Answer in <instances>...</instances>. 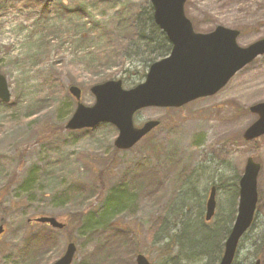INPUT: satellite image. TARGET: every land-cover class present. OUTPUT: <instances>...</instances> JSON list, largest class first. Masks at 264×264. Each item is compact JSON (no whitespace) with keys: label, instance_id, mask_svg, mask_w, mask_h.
Listing matches in <instances>:
<instances>
[{"label":"rangeland","instance_id":"rangeland-1","mask_svg":"<svg viewBox=\"0 0 264 264\" xmlns=\"http://www.w3.org/2000/svg\"><path fill=\"white\" fill-rule=\"evenodd\" d=\"M150 5L149 0H0V71L10 93L8 103L0 102V264H51L70 241L75 246L70 264H135L138 253L151 264H172L178 248L165 236L152 242V229L166 217L168 234L178 233L183 244L196 241L200 227L212 228L236 208L234 182L247 158L260 166L258 201L233 264L256 259L264 264V135L242 138L257 118L248 108L264 101V54L214 95L176 109L136 112L135 126L147 120L159 124L129 149L114 147L118 130L109 123L65 128L77 102L69 86L79 88L78 101L91 106L92 85L120 79L130 88L144 80L148 67L128 48L134 36L124 25ZM184 12L197 32L217 25L239 30L242 47L264 37V0H185ZM211 185L219 188L215 213L206 222ZM119 192L127 197L121 204L113 201ZM39 216L65 227L28 222ZM224 220L231 226L233 221ZM35 249L44 253L32 256ZM199 250L185 251L189 261L182 257L178 264H217L223 242L212 251Z\"/></svg>","mask_w":264,"mask_h":264},{"label":"water","instance_id":"water-1","mask_svg":"<svg viewBox=\"0 0 264 264\" xmlns=\"http://www.w3.org/2000/svg\"><path fill=\"white\" fill-rule=\"evenodd\" d=\"M153 20L171 43L167 56L148 67L145 78L132 88L124 89L121 80H107L90 88L95 97L91 106L77 102L65 128L77 130L93 128L99 123H111L118 134L113 142L117 149H129L158 125L157 120L145 121L140 127L133 125V114L146 107H181L201 97L214 95L229 79L254 58L264 54V37L242 47L236 42L239 31L222 25L211 32H195L185 16V0H149ZM69 92L80 99V89L74 85ZM10 93L5 77L0 73V101L7 103ZM257 119L243 132L246 141L264 134V101L249 107ZM259 164L248 158L238 181V202L234 222L224 242L219 264H231L239 239L250 226L257 203V174ZM215 209V187L210 188L205 220ZM36 222L61 229L63 224L54 217L42 216ZM0 226V233L2 232ZM75 252L72 242L66 244L63 254L52 264H70ZM136 264H150L137 254ZM254 264H259L256 260Z\"/></svg>","mask_w":264,"mask_h":264},{"label":"trees","instance_id":"trees-1","mask_svg":"<svg viewBox=\"0 0 264 264\" xmlns=\"http://www.w3.org/2000/svg\"><path fill=\"white\" fill-rule=\"evenodd\" d=\"M129 23V24H128ZM128 23L124 25V28L126 30V26L129 27L130 25V35L134 36L133 38V45L131 46L128 44V48H130L131 53H133L135 56H141L142 57V63L144 66H149L150 63L155 61L158 58L163 57L166 55L170 50V43L168 42L165 34L157 27V25L153 21L152 17V7L150 5L149 11L146 9L144 10H138L137 12L133 13ZM139 41V44L137 43ZM129 43V42H127ZM132 44V43H131ZM236 182V180H235ZM234 182V191H233V205L236 204V199L238 198V184ZM142 184H144L142 182ZM142 186V185H141ZM218 189L219 186H216ZM126 194L119 192L116 193V195L113 196L114 203L117 201L118 204H121V202L126 199ZM235 210L231 208L229 214L226 217H222L217 223L214 224L212 228L206 229L203 231L200 227V234L198 239L194 241L193 243L188 242L187 244H183L179 241L178 233L174 235H170L167 233V226L169 220L166 219V217L162 220H159L156 226L152 229L153 235H152V242H155L161 237H164L167 239L168 245L171 246L174 245L176 248H178V253L175 255H171L170 260H172V264H178V261L183 257L189 261V258H186L184 256H187L188 254H184V252L193 253L194 248H200L198 251L199 253H206L207 251H212L214 246H217L221 244V242L224 241L226 238V235L228 234L230 230V226H226V223L224 224V219H227V221L232 222L235 217ZM187 222H181L180 223V229H181V235H184V227L185 223ZM196 222V221H195ZM42 226H46L50 229L48 225L41 224ZM65 227V226H64ZM117 234H121L119 228L116 230ZM128 235V234H124ZM123 235V236H124ZM129 236H131L129 234ZM223 239V241H222ZM130 241H133V237L131 236ZM126 244L129 241H125ZM48 243V242H46ZM45 243V244H46ZM44 250L38 251L35 249L32 253V256H36L38 254H43ZM192 256L191 254H189ZM198 255V254H197ZM204 264H212L211 260H208V262H205ZM214 264V263H213Z\"/></svg>","mask_w":264,"mask_h":264},{"label":"bare ground","instance_id":"bare-ground-1","mask_svg":"<svg viewBox=\"0 0 264 264\" xmlns=\"http://www.w3.org/2000/svg\"><path fill=\"white\" fill-rule=\"evenodd\" d=\"M222 254H223V252L221 253V255H220V257H219V259H218V261H217V263L219 264V261H220V259H221V257H222ZM234 261V260H233Z\"/></svg>","mask_w":264,"mask_h":264}]
</instances>
